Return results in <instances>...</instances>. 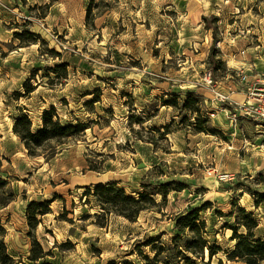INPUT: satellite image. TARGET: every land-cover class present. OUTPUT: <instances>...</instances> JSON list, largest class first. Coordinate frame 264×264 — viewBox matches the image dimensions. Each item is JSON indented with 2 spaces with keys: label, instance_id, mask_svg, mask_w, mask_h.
<instances>
[{
  "label": "rangeland",
  "instance_id": "374dc122",
  "mask_svg": "<svg viewBox=\"0 0 264 264\" xmlns=\"http://www.w3.org/2000/svg\"><path fill=\"white\" fill-rule=\"evenodd\" d=\"M24 28L44 40L22 43L15 34ZM214 32L216 49L210 57ZM61 64L66 69L59 75L54 68ZM33 70L32 83L41 88L18 97ZM205 71L232 103L214 97L204 83ZM262 78L264 0H0V176L8 173L16 186L9 181L0 189V221L13 264H34L27 207L30 196L35 198L33 171L28 173L23 161L29 153L14 133V122L27 113L37 130L51 106L63 124L83 122L88 128L40 148L38 156L45 161L81 146L88 169L129 195L153 192L171 181L186 187L172 185L165 201L155 195L157 205L134 222L112 212L104 226L98 224L106 217L97 216L102 209L95 185L66 193L57 201V217L46 216L48 223L35 231L50 252L48 263L142 264L140 250L154 256L149 246H141L147 238L162 235L169 241L180 234L176 216L205 205L200 212L205 238L223 249L211 264H245L230 260L225 251L236 245L232 227L248 232L239 224L246 221L240 208L258 222L256 237L264 235V203L257 205L253 194L264 193V123L241 111L249 87ZM228 84L234 89L222 91ZM199 92L216 102L215 117ZM190 93L199 98L207 125L222 122V135L196 132L197 114L182 107ZM97 95L100 101L89 104ZM164 100H177L178 106ZM166 125L171 131L166 136L154 130ZM11 187L15 200L9 202Z\"/></svg>",
  "mask_w": 264,
  "mask_h": 264
},
{
  "label": "trees",
  "instance_id": "16d2710c",
  "mask_svg": "<svg viewBox=\"0 0 264 264\" xmlns=\"http://www.w3.org/2000/svg\"><path fill=\"white\" fill-rule=\"evenodd\" d=\"M91 0V4H92ZM91 20V6L87 13V21ZM204 20L206 17L204 16ZM15 36L23 43L37 44L42 41V37L32 32L29 28ZM214 42L211 47L210 57L215 53V44L217 42V36L213 34ZM53 53H55L53 51ZM56 71L66 69V64L58 65L54 68ZM36 70H33L32 76H30L24 83L25 92L17 94L18 97L30 96V94L36 89L33 85L32 79ZM59 75L60 72L58 71ZM100 101V96H95L90 100L89 104H94ZM167 106H178L177 100H164ZM200 100L196 98L194 94L190 93L187 100L184 101L182 107L197 114V118L194 123V129L198 133H208L214 135H222L223 132L213 126L207 125V118L202 116L201 108L199 106ZM88 128L86 123L78 122L77 124H63L58 116L55 106H51L50 109L44 111L42 115L41 128L33 130V122L27 113H21L15 118L14 133L20 137L24 143L30 156H38V150L51 141L62 142L70 137H78L82 135ZM154 130L163 136L171 133L170 125L164 126V130L160 128H154ZM93 169V168H91ZM177 184L179 188L177 190L184 189L186 186L176 181L160 184L159 188H155L153 192L142 191L138 193V196H132L127 191L120 187L117 182L111 181L107 183H98L95 185L93 194L96 196L97 201L102 209V214L98 217L104 216L106 220L98 222L101 226H104L107 221V216L115 212L118 215L124 216L130 221H136L142 211L151 209L157 205V201L154 198L155 195L161 194L163 200H167L168 194L173 190L171 186ZM10 185L7 179L0 176V189ZM147 187L146 184H143ZM91 188H88V192H91ZM256 199V204L264 203V193H253ZM9 202L15 200V193L12 190L9 192ZM59 196L55 194L54 199ZM54 199L46 201L33 200L27 207L28 224L30 227L29 237L32 240V249L30 260L34 264H50L46 261V257L50 252H46L41 242L38 240L35 231L41 223L40 217L50 213L51 203ZM1 203H4L0 200ZM205 209V205L190 208L184 212L179 213L176 218V229L180 234L174 236L169 241L162 240V235L151 236L147 238L141 246H149L153 257L144 254L141 250L139 256L142 259V264H198L197 259L203 264H211L213 257L223 249L219 246H212L205 238L207 233V224L205 220H201L200 212ZM241 212L245 214L246 221H239L240 226H245L248 230L246 234L239 233L238 226L232 227L233 234L232 240L236 241L235 248L233 250L225 251L230 260L242 261L245 264H262L264 262V235L263 237H256L255 228L258 226V222L252 218L251 213H246L244 208H240ZM7 231L2 222L0 221V264H13L14 260L9 255L7 242H5ZM185 237H183V236ZM140 245L137 248L140 249ZM208 259L206 260V257ZM44 260L39 263L40 260ZM124 264H135L132 261H125Z\"/></svg>",
  "mask_w": 264,
  "mask_h": 264
},
{
  "label": "crops",
  "instance_id": "0c3cea01",
  "mask_svg": "<svg viewBox=\"0 0 264 264\" xmlns=\"http://www.w3.org/2000/svg\"><path fill=\"white\" fill-rule=\"evenodd\" d=\"M177 49H183V47L177 46ZM197 52L199 51L197 50ZM196 57L197 59H201V61L205 60V57L203 58L202 57L199 58V56ZM27 61H28L27 64H30L29 62L31 61V59L28 58ZM224 86L225 88L223 89L221 88L222 91H226V89H228V91H231V89H234V87L232 88L230 84ZM39 88H41L40 85H38L32 93L37 92ZM205 88H201V89L203 90L208 89L207 86H205ZM200 94L201 95L205 94L208 103L206 109L209 110L210 116H212V114H215L213 116L215 117L216 116L215 109L212 107L213 106L218 107L216 102L214 100H211L213 99L212 96H206L208 95L206 92H201ZM232 95H233L232 97H235V99L236 98L241 99L240 93H234ZM40 122L42 123V120H40ZM213 123H217L214 125H216L217 128L222 130L221 127L222 122H215L214 120ZM69 156H72V158H68ZM23 161L25 164H27V168H28L27 172L30 173L33 171L32 185L33 187H35L34 188L35 198H33L34 196L33 197L30 196L31 201L37 199L51 200L54 199L55 194H57L60 197L54 199V201L52 202L51 204L52 211L50 213L41 216L42 219L39 226L46 225V223H48L46 222L47 220L45 219L46 216L49 215L54 218L57 217V215L59 214V211L57 210L58 208L57 201L60 200L61 198L64 199L66 197L65 195L66 193L69 194L74 192L75 190L82 191L85 188L90 187L92 184L96 185L97 183L103 182V180L95 176V172L93 170L88 169L87 160L81 146L75 148L72 151H60L58 154H56V157H53L47 161H45L44 158H42L41 156H30V155L27 158H25ZM63 165L66 166L65 170H63L64 169ZM4 177L8 181H10L14 187H16L15 184H13V180L11 179L8 173ZM18 177L21 176H17V178ZM16 182H19V179H16ZM49 194H51V197H49ZM48 221L50 223L51 219L48 218Z\"/></svg>",
  "mask_w": 264,
  "mask_h": 264
},
{
  "label": "built area",
  "instance_id": "2783aa9c",
  "mask_svg": "<svg viewBox=\"0 0 264 264\" xmlns=\"http://www.w3.org/2000/svg\"><path fill=\"white\" fill-rule=\"evenodd\" d=\"M203 80L207 86L213 89L214 97L218 101H230L232 103V99L228 95L217 90L215 80L210 71H205ZM253 83L248 89L247 102L241 104V111L244 115L264 123V78Z\"/></svg>",
  "mask_w": 264,
  "mask_h": 264
}]
</instances>
